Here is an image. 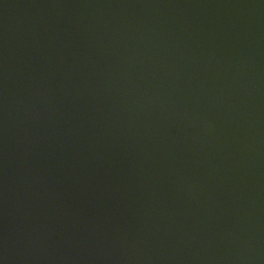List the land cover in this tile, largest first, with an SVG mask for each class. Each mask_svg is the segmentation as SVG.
Returning a JSON list of instances; mask_svg holds the SVG:
<instances>
[{"label": "water", "instance_id": "95a60500", "mask_svg": "<svg viewBox=\"0 0 264 264\" xmlns=\"http://www.w3.org/2000/svg\"><path fill=\"white\" fill-rule=\"evenodd\" d=\"M0 264H264V0H0Z\"/></svg>", "mask_w": 264, "mask_h": 264}]
</instances>
